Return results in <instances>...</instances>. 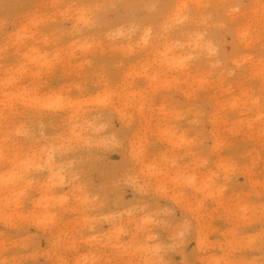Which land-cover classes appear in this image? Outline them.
<instances>
[{"label": "rangeland", "instance_id": "1", "mask_svg": "<svg viewBox=\"0 0 264 264\" xmlns=\"http://www.w3.org/2000/svg\"><path fill=\"white\" fill-rule=\"evenodd\" d=\"M239 2L0 0V259L140 260L118 249L157 246L172 264L259 254L264 42L260 0H243L234 22L224 6ZM178 3L189 7L172 23L175 9L160 5ZM244 27L254 38L240 39ZM149 28L155 46L142 42ZM200 40L215 49L210 67L190 59ZM127 129L143 134L139 161L133 137L107 143ZM145 216L156 222L138 231Z\"/></svg>", "mask_w": 264, "mask_h": 264}, {"label": "snow or ice", "instance_id": "2", "mask_svg": "<svg viewBox=\"0 0 264 264\" xmlns=\"http://www.w3.org/2000/svg\"><path fill=\"white\" fill-rule=\"evenodd\" d=\"M52 6H54V5H52ZM147 7L154 9L157 7V5L152 4V5H147ZM160 7L163 9L174 8L175 13L171 17V22L172 23H181L184 19V10L187 9L189 7V5L184 4V3H178L175 5L162 4V5H160ZM224 7L230 8V11L228 12V16L233 17V21L235 22L238 19L239 15L247 10L249 5L244 3L243 0H241V2H239V3L233 4V5H225ZM221 26L222 27H224V26L232 27V26H234V24H228L227 21H225V23L222 24ZM166 27H167V25H166ZM150 35H151V28H149L145 33L146 40L148 37H150ZM239 36H240V39L242 41H248L251 38H254L255 33L251 29V27H244V28L240 29ZM260 39L262 42H264V0H260ZM208 46H209L210 51H215V49L212 48L211 43H209ZM259 55H260V64H259L260 76L262 78V81H264V47H262L260 49ZM237 62H239V61H237ZM180 63H181V65H183L184 61H181ZM111 99H112V94L107 93L102 98H99L98 102L99 103H108L111 101ZM61 103H62V98L58 97L55 100H52L47 105V107H49V108L59 107ZM260 104H261L260 140H261V145H262V148H261L262 164H261V172H260L259 179H260L261 192L264 193V89H262V96L260 99ZM123 132H124L123 136L112 135V136L108 137L107 143L112 144V145H118L121 143L122 139H126L129 136L133 137L132 138V144H131V155H132L133 160L139 161V159L143 155V151H144L143 134L141 132H137L133 136L131 129L123 130ZM80 138H81V133L77 129L73 128L71 131V136L69 137V140L72 142H75L76 140H78ZM50 159H51V156H50ZM230 166L231 165H229V167ZM254 167H255V164L253 162L250 165V168H254ZM149 171H151V170H149ZM19 174L23 175L22 169L20 170ZM251 178H252L253 182L256 179L255 176H252ZM186 182L187 183H193V180L188 179ZM140 190L143 191V188L141 187ZM80 191L83 192V186H81ZM213 194L220 197V198H223L225 196V189L223 187H220V188L216 189ZM82 199L86 201L87 197H83ZM193 211L195 213L196 210L194 209ZM257 211L259 212L260 217H261V230L259 232V238L262 242H264V197H262L260 207ZM132 215H133V213L131 211H129V217H131ZM49 222L54 223L55 222L54 218ZM155 222L156 221H155L154 217L145 216L143 218V224L138 225L137 230L139 231L142 227H147L148 225L155 223ZM190 227H191V225L187 222L184 224L174 225L172 230L176 233L175 238L176 239L183 238L186 235V233ZM123 231H124L123 228H119V229L115 230L111 234L110 238L118 241L120 238V234ZM206 243H207L206 237H204L202 235L201 236L202 246L205 245ZM161 251H162V249L160 246H157L155 248H148L146 250L142 249V248H136L133 250L132 247H129L126 249H118V255L121 257H124V256H135L138 253H142V254L148 255V257H149V259L145 260L143 262V264H172L171 261H166L163 258H159V259L156 258V257H160ZM57 264H62V262H57ZM78 264H135V261L122 259V258L121 259L92 258V259L81 260L78 262ZM185 264H200V262L193 261V260H187V261H185ZM207 264H231V261H230V259H228L226 257V258H223L220 260L208 261Z\"/></svg>", "mask_w": 264, "mask_h": 264}, {"label": "clouds", "instance_id": "3", "mask_svg": "<svg viewBox=\"0 0 264 264\" xmlns=\"http://www.w3.org/2000/svg\"><path fill=\"white\" fill-rule=\"evenodd\" d=\"M262 197H264V193L261 192V199ZM18 250L26 251L24 249H18ZM258 251H259L258 255L245 256L241 258H235L231 254V252H229L227 258L230 259L231 264H264V242H262L260 238L258 241ZM193 255H195V253ZM148 259L149 257L145 259L133 260V261H135V264H143V262ZM187 260L198 261L200 262V264H207V262L209 261V260H199V259H186L182 261V264H185V261ZM57 262H62V264H78L79 261H73L71 259L61 258L57 261H53L52 264H57ZM0 264H34V262L28 259L26 256L20 255L8 259H0Z\"/></svg>", "mask_w": 264, "mask_h": 264}, {"label": "bare ground", "instance_id": "4", "mask_svg": "<svg viewBox=\"0 0 264 264\" xmlns=\"http://www.w3.org/2000/svg\"><path fill=\"white\" fill-rule=\"evenodd\" d=\"M81 18H82V16H81ZM84 20H85V18H84ZM191 30L193 31L194 34L196 33V28L192 27ZM142 42L143 43L148 42L150 44V46H155L158 44V41H156V42L153 40L150 41L149 38H147V40H146L145 36L142 38ZM208 45H209V43L207 41L205 42L204 40H202V41L200 40V42L195 45V50H194L195 53L193 54V56L190 57V59L192 60V58L196 54L199 55L200 57L197 60H195V63H193V67H197V66L200 67V65H202L203 67H210L212 64H214V62L216 60L213 59V56H212L213 51H210ZM183 57L184 56H182L181 52H179L178 54L175 55V59L179 60V62L185 61V58H183ZM180 65H181V63H180ZM181 68L185 71L188 70V68H185L184 64L181 65Z\"/></svg>", "mask_w": 264, "mask_h": 264}]
</instances>
